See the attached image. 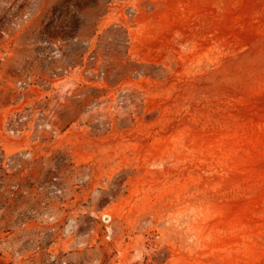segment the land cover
<instances>
[{"label":"rangeland","instance_id":"obj_1","mask_svg":"<svg viewBox=\"0 0 264 264\" xmlns=\"http://www.w3.org/2000/svg\"><path fill=\"white\" fill-rule=\"evenodd\" d=\"M0 264H264V0H0Z\"/></svg>","mask_w":264,"mask_h":264}]
</instances>
